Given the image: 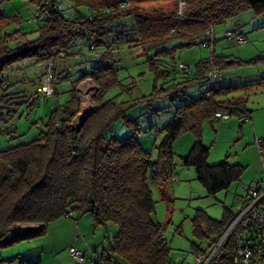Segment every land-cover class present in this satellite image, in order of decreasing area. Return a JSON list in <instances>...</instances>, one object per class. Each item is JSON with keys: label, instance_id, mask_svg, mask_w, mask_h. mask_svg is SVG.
Listing matches in <instances>:
<instances>
[{"label": "trees", "instance_id": "1", "mask_svg": "<svg viewBox=\"0 0 264 264\" xmlns=\"http://www.w3.org/2000/svg\"><path fill=\"white\" fill-rule=\"evenodd\" d=\"M38 1L42 17L39 21L33 19L36 23L34 34L27 36L19 25L16 34L12 28L0 31V107H3L0 109V137L8 133V111H15L21 104L31 107L30 103L35 98L55 94L57 89L53 75L59 74L61 79H65L69 76L66 71L75 68L67 59L75 58V64L87 62V67L78 66L76 76L72 77L75 79L70 78L69 98L52 106L43 129L34 138L0 149V246L43 234L49 222L72 210L88 212L94 224L110 222L117 227L116 234L107 239L101 257L93 258V264H109L110 258L127 264H167L170 259L169 248L162 235L164 225L150 217L153 200L149 185L160 189L171 177L172 141L182 131L194 133L195 140L188 153L180 158L181 165L191 167L195 180L208 195H213L237 181L242 168L237 163L229 164L226 161L206 163L208 146L200 140V125L203 120L212 123L220 118L215 114H225L236 117L240 127L249 120L250 110L243 99L214 98V93H226L234 88L224 86L223 78L221 82L213 80L221 76L218 70L212 71L215 75L206 77L207 71L216 66L210 58L196 62L193 70L184 63L185 69H179L177 63L175 70L181 76L173 83L168 79V70L160 69L155 63L170 56L176 47L195 43L206 25L219 23L226 17H234L245 11L260 18L264 15V0H198L187 14L178 9L161 18L157 14L146 15L133 10L129 12L131 16L122 19H119L117 11L119 8L125 10L128 0L109 3L46 0V4L43 0ZM182 2L185 5V1ZM65 3H69L73 10L84 8L92 16L79 12L69 17L63 11ZM129 17L133 25V39L123 35ZM183 24L185 31L180 36L175 35L179 25ZM156 26L160 30H155ZM13 33L12 42H5L3 36ZM179 37L183 38L181 43L171 44L173 39ZM129 40L138 41L133 45L141 51L144 62L153 65L151 71L154 77L171 83L157 92L168 89L170 100H182L160 129L162 138L155 160L135 139L140 132L136 121L125 116V108L129 109L139 101L103 98L105 91L111 87L117 88L119 93L126 86L117 78L118 68L113 52L117 44L125 43L127 49L135 48L131 47ZM55 51L64 52V56H67L58 70L53 60L59 57H52ZM46 60L53 63L50 68L54 66L50 73L52 93L49 96L38 91L40 82L36 85L34 80H29L28 83L34 82L35 89L28 97L19 89V85L10 82L12 80L6 77V72L4 74L6 69L11 72L16 70L11 68L15 64ZM85 79H90L96 85L93 105L75 124L74 118L80 112L76 85ZM195 85L196 89L189 90ZM32 97L34 99L30 101ZM147 97L154 100L157 95L150 93ZM117 123L128 127L131 134L116 137L114 124ZM256 143L264 153V139H258ZM227 218L223 212L222 219L216 221L197 210L190 219L192 233L196 237L205 236L207 244L213 243L233 216ZM17 223L35 224V228L20 232L9 229ZM234 232L236 230L232 228L225 243L230 241ZM199 249L194 247L193 252ZM14 259L18 258L14 256L7 261ZM16 264H39V261L18 259Z\"/></svg>", "mask_w": 264, "mask_h": 264}, {"label": "rangeland", "instance_id": "2", "mask_svg": "<svg viewBox=\"0 0 264 264\" xmlns=\"http://www.w3.org/2000/svg\"><path fill=\"white\" fill-rule=\"evenodd\" d=\"M29 1L0 0V31L12 28V32L16 34L17 25H19V29L27 36L34 34L36 23L33 18L38 17L42 10L38 0H31V3ZM89 1L109 3L113 0ZM183 1H185V5L182 4V0H128L127 8L125 10L119 8L117 14L120 16L119 19H122L131 16L129 12L136 10L140 14H154L155 16L157 14L161 18H165L166 15L176 12L178 9L187 14V11H191L198 0H189L191 2L188 4L187 0ZM63 11L69 17H74L76 13L80 14L79 12L88 13L84 8L73 10L69 3L63 6ZM87 15L92 16V13L89 12ZM179 26L178 31L175 32V35L178 36L185 31L184 24ZM207 28H209L210 34L205 38L204 33ZM123 30L125 37L133 39L131 37L134 35V31L130 17L125 22ZM155 30H160V28L156 26ZM227 31L233 34L240 33L243 42L237 43L235 40L226 39L224 34ZM14 33L3 36L4 41L12 42ZM167 36L171 37L170 34ZM200 38L191 45L176 47L170 56L162 58L159 63L155 64L160 69L168 70V79L173 83L180 80L181 76L175 70L177 63H184L188 69L193 70L196 62L210 58L212 62L216 63L212 71L218 70L221 73L220 77L213 80L221 82L223 78L224 86L234 88L226 93H214V98L216 100L243 99L246 108L250 110V119L244 121L240 127L238 119L234 116L218 118L212 123L203 120L200 125V140L208 146L206 163L216 164L226 161L229 164L237 163L242 168L239 179L230 183L226 189L208 195L195 180L193 169L181 165L180 158L188 153L195 140L194 133L189 131L180 132L171 143V176L175 181H170L169 177L160 189L155 185H149L153 200L150 217L153 221L164 225L162 235L169 248V259L175 264H193L194 247L203 248L208 243L205 236L196 237L192 233L190 219L197 210L216 221L222 219L223 212L228 216L227 219H230L243 207L246 188L252 183L264 185V158L259 155V147L256 143L258 139H264V15L259 18L245 11L234 17H226L219 23L206 25ZM182 39V37L175 38L171 44L177 45L182 42ZM129 43L131 47H135L133 44L138 41L129 40ZM149 55L150 53L147 54V56ZM56 56L59 59L53 60V63H56V70H58L67 56H64V52L55 51L52 53V57L55 59ZM113 57L116 61L115 66L118 68L117 78L121 84L126 83V86L119 93L117 88L111 87L105 91L103 98L114 97L120 101L132 99L139 101L129 109L125 108V116L136 121L140 132L135 135V139L139 146L150 154V158L155 160L156 149L162 138L160 129L182 100L179 98L170 100L171 96L168 95L170 90L168 89L157 92L160 90L159 88H165L171 83L154 77L153 65L144 62V56L139 48L127 49L125 43L117 44ZM75 60V58L66 60L72 62L75 68L66 71L69 76H66L65 79H61L59 74L53 75L54 85L57 89L53 96L35 99L32 97L30 101L34 100L33 103H30L31 107L21 104L15 111L7 112L9 114L6 119H9L6 124L8 133L0 137V149L19 142H27L43 129V123L52 106L57 103L61 104L69 98L71 81L75 79L72 77L76 76L78 66L87 67V62L75 64ZM53 63L48 60L38 63L22 62V64H15L11 67L17 68L16 70L11 72L6 69L4 74L6 72L8 74L6 77L12 80L10 82L19 85V89L28 96L32 92L34 93V82L38 85L41 78L46 75H49L50 80V73L54 66L49 68V65H53ZM22 80L24 82H21ZM29 80H34L33 84L28 83ZM154 84L156 85L155 89H153ZM237 86L240 87L235 88ZM95 88L96 85L90 79L82 80L76 85V97L80 103V112L74 118L75 124L91 109ZM196 88L195 85L189 90L193 91ZM150 93H156V99L149 100L147 96ZM151 109L154 111L151 112ZM114 127L116 137L131 134L128 127H122L119 123L114 124ZM11 129L14 131L10 132ZM73 213L76 214V223L69 219L72 218ZM65 223L72 226L71 233L80 234L81 232L83 235V237L80 235L78 241L80 244L72 246L83 254V262L80 264H93L94 256L100 258L102 251L106 248L107 239L117 231L116 225L110 222L104 225L94 224L88 212L73 211L69 216H66L65 213L49 222L43 234L18 239L10 244L0 246V264H16L18 259L37 260L39 264H76L69 255L70 246L65 245V237L62 235V226ZM12 228L20 232L27 228H35V224L17 223L9 229ZM202 231H204L203 228ZM40 237L42 239L37 240ZM82 239H86L88 244L81 243ZM37 250L38 252H34ZM67 252L71 259L67 256ZM14 256L18 259L7 261ZM109 264L127 263L110 258Z\"/></svg>", "mask_w": 264, "mask_h": 264}, {"label": "built area", "instance_id": "3", "mask_svg": "<svg viewBox=\"0 0 264 264\" xmlns=\"http://www.w3.org/2000/svg\"><path fill=\"white\" fill-rule=\"evenodd\" d=\"M44 3L46 4V0ZM41 17L42 13L34 18L39 21ZM209 34L210 30L207 28L204 37L207 38ZM240 36V33L233 34L229 31L224 34L226 39L235 40L237 43L243 42ZM178 68L185 69V66L178 64ZM214 73L212 70H208L206 77L209 78L210 75H215ZM38 91L46 96L51 95L49 75L41 78ZM215 116L222 119L227 117L225 114H215ZM258 152L264 158V153L260 148H258ZM170 181H175L174 177L171 176ZM72 212V210H68L66 216L71 215ZM232 228L236 232L230 241L225 243ZM228 250L229 254L227 255ZM68 252L76 264L83 262V254L74 247L70 246ZM193 254V264H264V185L250 184L246 188L243 207L233 216L226 229L213 243L206 244L205 247L193 252ZM94 258L96 257L94 256ZM169 261L167 264H175L171 260Z\"/></svg>", "mask_w": 264, "mask_h": 264}, {"label": "crops", "instance_id": "4", "mask_svg": "<svg viewBox=\"0 0 264 264\" xmlns=\"http://www.w3.org/2000/svg\"><path fill=\"white\" fill-rule=\"evenodd\" d=\"M255 20H258V19L256 18ZM179 64H183V63L179 62ZM20 69H21V67H20ZM69 219L73 220L76 223V214L73 213L72 218H69ZM70 228L72 229V226L69 224H66V223L62 226V229H63L62 235L65 237V245H67V246H73L74 244L79 245L80 242H78V241L80 240L79 238H80L81 232H80V234H74L75 232L71 233ZM81 237H83V235H81ZM40 239H42V237L37 238V240H40ZM81 241H82L81 243L84 242L86 245L88 244V241L86 239H82ZM41 251H43V250L41 249ZM34 252H38V250L34 251ZM53 254H56V253H53ZM67 256L69 257L68 252H67Z\"/></svg>", "mask_w": 264, "mask_h": 264}]
</instances>
